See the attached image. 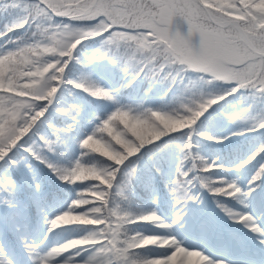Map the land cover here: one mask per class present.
I'll return each instance as SVG.
<instances>
[{
    "label": "snow or ice",
    "instance_id": "6c2138e0",
    "mask_svg": "<svg viewBox=\"0 0 264 264\" xmlns=\"http://www.w3.org/2000/svg\"><path fill=\"white\" fill-rule=\"evenodd\" d=\"M252 3L256 4L257 0ZM0 9L25 13L0 36L29 25L34 27L31 42H14V49L0 54V162L15 165L16 162L9 159L10 154L22 147L45 116L58 88L65 83V70L73 60L74 50L90 38L106 34L98 50L100 58L123 63L124 70L134 69L136 76H158L165 69L175 67L181 80L182 73L191 70L206 84L234 82L223 95L184 99L171 112L147 110L133 114L131 110L116 107L79 143L84 156H98L109 162L107 167L84 163L81 157L70 167L56 168L42 159L35 147H22L34 159L45 163L61 182L88 185L77 193L67 211L49 221V232L65 225L92 226L83 238L53 247L45 255L39 254L37 246L26 243L25 249L33 258V264H59L58 258L66 253L69 258L63 260V264H77L72 259L73 251L76 256L82 251L89 252L81 264H200V258L203 264H209L199 251L188 250L174 237L130 234L126 225L137 222H151L164 229L171 226L160 220L155 212L136 216L122 209L115 203L112 190L115 187L116 195L127 200L125 189L136 168L133 166L122 173L126 162L147 146L171 134L192 129L206 112L228 95L248 90L254 99L264 100V13L254 10L250 4L241 5L240 0H227V3L223 0H37L31 5L23 4L22 0H0ZM230 13L238 19H232ZM57 17L85 22L89 27L57 25L53 23ZM67 83L94 98L113 100L108 91L94 85ZM256 124L264 129V118ZM205 139L223 144L228 137ZM40 145V151L49 153L55 148L54 141L44 138H40ZM191 149L189 133L181 147L177 178L172 181V193L178 204L198 200L191 191L195 187L193 180L197 179L200 187L214 196L232 197L241 193L233 183H217L199 175L209 172L213 165L194 155ZM261 153H264V146L237 165V170ZM185 162H190L187 171L182 170ZM192 172L198 175L189 179ZM258 181L264 182V164L249 181V191H254L252 186ZM13 188L9 180L0 184V192L10 194ZM247 195V192L242 193L243 197ZM218 206L230 219L258 234L259 242L264 245V231L254 226L251 217L237 216L223 205ZM65 214L77 220L68 222ZM148 246L165 252L153 258L141 257L137 250ZM0 264L8 262L0 260Z\"/></svg>",
    "mask_w": 264,
    "mask_h": 264
},
{
    "label": "trees",
    "instance_id": "16d2710c",
    "mask_svg": "<svg viewBox=\"0 0 264 264\" xmlns=\"http://www.w3.org/2000/svg\"><path fill=\"white\" fill-rule=\"evenodd\" d=\"M36 2L37 0H22V3L26 5H31ZM223 2L227 3V0H223ZM240 2L241 5L250 4L253 6L254 10L264 13V0H257L256 4H253L252 0H240ZM24 14L23 10L0 9V33L6 32L8 27L19 22ZM230 17L232 19H238V17L231 13ZM53 23L57 25L67 24L68 26H76L79 28L89 27L85 22H73L58 17L54 18ZM33 31L34 27L29 25L18 31L7 32L6 35L0 36V54L14 49L16 43L31 42ZM104 39H106V34L90 38L77 46L73 52V60L65 70V83L58 88L55 94L56 98L52 101V104L48 106L45 116L41 118V121L38 122L33 132L23 142L22 147H35L42 159L56 168H67L73 164L74 143L78 138V133L85 131L86 124L90 123L93 117L97 116L101 119H105L112 113L114 108L122 104L124 106H130L129 101L127 102L122 96L119 97L116 103H110L109 100L104 98L101 103H96L95 99L98 98L92 97L81 89L73 88L67 83L68 81L91 84L97 88L108 91L110 94L111 85H108L109 83H120L121 86L130 84L132 90L139 93L138 98L134 96L132 101L144 99L143 96L147 95L150 105L159 101L161 109L155 108L156 111L171 112L179 106L182 100L192 98L188 93L179 95L176 87H172L171 90L165 89V86L170 83L178 82L179 78L177 75L175 76V80L172 78V81L166 85L164 84L165 86L160 85V82L158 83L159 85H155L150 79L142 75L134 78L132 72H126L124 69L117 68L115 66L117 63H112L106 58L101 59L98 50L102 48L101 44ZM119 74H127L128 77L119 82V80H121ZM185 74L186 76L188 75L187 73ZM170 76H172V74H170ZM115 78H117L116 81L118 82L113 81ZM185 79L186 77H183V80ZM220 91L226 93L224 88L219 89L210 86L206 87L201 95L205 98L209 96L218 97ZM123 92L124 90L120 91V93ZM151 92L157 95L159 100L153 97ZM241 94L242 92L239 90V92L237 91L219 102L214 109L210 111L207 118L202 119L195 127L193 138L191 139V150L194 155L201 157L209 164L213 165L209 172L200 173V175L205 176L210 181L227 184L229 183L228 180L231 175L237 172V175H241L242 181L247 185L256 172H251V169L255 166L258 167L264 160V153H261L257 155L251 163L241 168V171H235L239 163H244L248 160L249 156H252L261 146H264V129H259L256 124L257 121L264 118V100L259 98L254 99L248 91L247 99H252V104L246 109L245 104L241 105V102L247 99L244 100V98H241ZM171 99L173 100L170 102ZM172 104H174L173 107ZM255 106L258 109H253ZM73 109H76L74 113ZM89 109L92 112L90 116H87L86 113H89ZM73 119L75 120V125L70 124ZM253 128H256V130H250ZM140 130L143 131L142 129ZM236 132H243L244 134L232 135ZM185 134V131L177 132L156 142L155 144L157 145L154 144L155 147L154 145L147 146L146 148L148 149L154 147L153 159H150L149 155L146 153L142 156L141 160L131 158L126 162L125 165L129 167L135 161H138L134 166L136 172L132 177H134L135 183L139 185L138 193H136L139 198L132 197L126 206L123 201L117 199L118 196L114 193V191H116L114 187L112 194L115 203H118L122 209L127 210L133 215L138 216L140 214H147L151 212V209L146 202H141L140 197L146 201V192L149 196L157 192L159 198L156 204H158L161 209L157 208L152 212H155L160 220L164 222L163 216L169 215L168 210L170 208L175 209V207L179 205L173 193L171 192L170 194V188L166 177L175 173L172 164L179 158L178 151L180 142H185ZM177 137L182 139L176 142L175 140ZM205 137H228V139L225 140L223 144H216L211 140L205 139ZM30 138L32 142H29ZM40 138L55 142V148L52 153L40 151ZM22 147H18L10 154L9 159L15 161V165H10L6 161L0 162V184H2L4 180H9L12 184L18 182L19 186H22L15 191L12 189L13 192L11 191L10 194L0 192V197L4 196L9 199V204L13 208L18 207L26 209L31 218V223L33 222L38 226L42 223V218L49 210L55 211L57 210V206L61 208L66 207L64 202L68 201L67 190H69L71 186L61 182L45 163H41L40 160L34 159L33 156L24 152ZM142 151L145 150L143 149ZM81 157L84 163L95 164L98 167L108 166V164H106L107 162L105 163V161L98 156H84L82 151L79 159ZM238 159H240V161L236 163ZM127 169L125 171H127ZM184 169L185 168L182 170L187 171ZM176 173H178L177 170ZM157 180L162 184L163 188L166 189L167 193L170 194L171 198H167L166 195H164L157 184ZM165 181L167 182L165 183ZM254 186L257 189L260 185ZM194 190L195 187L191 190L193 194ZM61 194H63L64 201L62 200V204L59 205ZM11 195L12 198L10 199ZM210 195L214 196L213 194ZM219 197L222 198L223 196ZM75 199L76 197L72 198V202ZM172 201L174 202L172 203ZM188 202L189 201H186L182 203V205ZM126 229L130 234L139 233L142 235L144 231L147 230H149V232L154 230L161 232L165 230L151 222L128 224L126 225ZM8 234L10 238L14 240V234L11 232ZM137 251L141 257L152 255L148 258H153L154 256L150 248L145 247ZM163 251L164 249L159 250V255H161Z\"/></svg>",
    "mask_w": 264,
    "mask_h": 264
},
{
    "label": "rangeland",
    "instance_id": "374dc122",
    "mask_svg": "<svg viewBox=\"0 0 264 264\" xmlns=\"http://www.w3.org/2000/svg\"><path fill=\"white\" fill-rule=\"evenodd\" d=\"M80 25L83 26L82 24ZM74 28H79V27L75 26ZM101 47H102V44H101ZM116 66H118V63ZM131 70L135 71L134 69H131ZM168 73L172 74V76H170V74ZM185 73H187L188 75L186 76ZM132 74L134 75V73ZM141 75L147 79H150L151 82L155 83V85H159L158 84L159 82L161 83L160 85H164V84L166 85L167 83L172 81L173 77L177 75V71L175 67H173L172 69H165V71L160 73L158 76L148 77V76H145L144 74H140V76ZM182 75L183 77H186L185 80L183 79L181 80L178 77L179 79L177 83H170L167 86L164 85L166 87L165 89L171 90L172 87H176L178 90L177 93L179 95L188 93V95L193 98V97H199L204 92V89L210 86L214 88L216 87L219 89L224 88V90H226V93H227L233 87V84H234V82H222V81H212L211 83L206 84L200 80L199 74L191 70H187L183 72ZM241 92H242L241 98H244V100H246L248 97V90H241ZM222 93L223 92L220 91L218 96L225 94V93L223 94ZM55 98L56 96H54L53 99ZM172 100L173 99H171L170 102ZM251 100L252 99L250 100L247 99L246 101H242L241 105L245 104L246 109H248L250 104H252ZM142 102L143 100H138V103H142ZM173 106L174 104H172V107ZM253 109H258V108L255 106V108ZM138 131H141V130L138 129ZM106 162L107 161H105V163ZM108 163L109 162H107L106 164ZM239 183L241 184L240 178H238L233 184L238 185ZM242 193H243V190L241 189V193H237L233 198L235 205L233 206L228 205L227 209L231 208L232 209L231 211L237 216L245 215V216L251 217L254 222V226L259 228L261 231H264V201L258 203L261 200L260 199L261 194H264L263 189L262 190L259 189L255 193L247 192L248 195L246 197H243ZM237 197H240V198H237ZM250 197L253 198L254 200L250 201L249 200ZM195 204H196L198 216L195 217V219L191 223V226L188 227L185 223L179 225V223L181 222L180 218L177 220L176 218L178 215H175V220L177 222L174 223L173 221L170 224L171 227L169 228L170 229L169 234L165 236L176 238L178 241L181 242V244L185 248H187L190 251H199L202 255L205 256L209 264H264V245H262L259 242L260 237L258 234L251 232L249 228L243 226L242 223H239L236 220L231 219V224H232L231 227H234L236 234L234 235V237H232L230 241V246L227 247L222 235L218 236V240L213 238L214 234L212 237V232L216 229V225L220 224L217 213L218 214L219 213L225 214V213L221 210V208H215V210H217L215 211L209 205L208 201H206L205 199L203 200L202 198L199 199V201H197ZM208 211H211L212 213V216H211L212 220L209 222H208V216L205 215L208 213ZM60 214H63V213H57L55 215H51L49 221L51 219H54L57 215H60ZM11 215H12V212L10 211V209L4 203H2L0 205V224L2 222H6L9 224L11 220H14L13 222H10L9 224L10 229L13 231L19 230L21 226H17L15 222H17L19 218L22 216L20 215L19 217H13ZM225 216L227 215L225 214ZM49 221L42 227V229L38 228V231H37V234L34 240L32 239L29 242L30 244L34 246L37 243H41L39 248H37V251L39 252L40 255H45L51 248L57 247V245H55L54 243H48V238L52 233V232H49V228H50ZM200 225H202L201 228H200ZM58 229L59 228H56L54 230L56 231ZM85 229H88V228H85ZM91 230H92V227H90L89 230H83L81 235L77 238H83ZM146 236H149V235H146ZM247 237L248 238L250 237L252 239L248 240ZM77 238H73L71 236L66 237L60 242V245L72 239H77ZM254 244L257 249V252L259 253L257 254L256 260L253 259V256L251 254V247ZM21 251L26 253V257L24 259L21 258L20 255L18 256L16 253H13V252L11 253L9 251V254L11 256L10 262L15 263V264H33V258L30 257L26 249L22 248ZM88 255H89L88 251H82L80 253V257L74 258V260L77 261V264H81L80 261L85 259ZM68 256L69 254L66 253V254H63L62 257L58 258L59 264H63V260L68 259Z\"/></svg>",
    "mask_w": 264,
    "mask_h": 264
},
{
    "label": "clouds",
    "instance_id": "9594fccd",
    "mask_svg": "<svg viewBox=\"0 0 264 264\" xmlns=\"http://www.w3.org/2000/svg\"><path fill=\"white\" fill-rule=\"evenodd\" d=\"M78 203V202H77ZM68 222H73L77 220V217L71 216L69 214H65ZM63 223V221H61ZM200 264H203V258H200Z\"/></svg>",
    "mask_w": 264,
    "mask_h": 264
}]
</instances>
